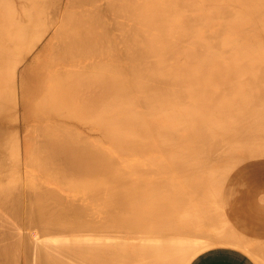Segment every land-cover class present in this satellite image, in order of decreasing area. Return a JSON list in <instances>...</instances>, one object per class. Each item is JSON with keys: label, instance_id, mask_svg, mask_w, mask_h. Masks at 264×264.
Wrapping results in <instances>:
<instances>
[{"label": "bare ground", "instance_id": "6f19581e", "mask_svg": "<svg viewBox=\"0 0 264 264\" xmlns=\"http://www.w3.org/2000/svg\"><path fill=\"white\" fill-rule=\"evenodd\" d=\"M97 1L0 0V264H264V0Z\"/></svg>", "mask_w": 264, "mask_h": 264}, {"label": "crops", "instance_id": "0c3cea01", "mask_svg": "<svg viewBox=\"0 0 264 264\" xmlns=\"http://www.w3.org/2000/svg\"><path fill=\"white\" fill-rule=\"evenodd\" d=\"M188 264H259L246 250L236 246H218L196 254Z\"/></svg>", "mask_w": 264, "mask_h": 264}, {"label": "rangeland", "instance_id": "374dc122", "mask_svg": "<svg viewBox=\"0 0 264 264\" xmlns=\"http://www.w3.org/2000/svg\"><path fill=\"white\" fill-rule=\"evenodd\" d=\"M100 1L102 2V1H104V0H100ZM100 1H99V0L97 1V3H98L99 6L103 3V2L101 3ZM97 3H96V4H97ZM103 4H104V3H103ZM103 4H102V5H103ZM102 5H101V7H103ZM27 66H28V65H27ZM29 69H30V71H32V68H31V67H30ZM31 73H32V72H31ZM84 95H85V97H87L88 94L86 93V94H84ZM77 192H78V191H77ZM218 224H219V223H218ZM218 246H226V245H220V244H215L214 246H213V245H210V246H208L207 248H205V250L210 249V248H213V247H218ZM203 250H204V249H203ZM201 251H202V250H201ZM201 251H199V252H201ZM248 252H249V251H248ZM249 253L253 256V258H254L259 264H263V261H262V260H261V261H262V262H261V261H260L257 257H255L251 252H249ZM197 254H199V253L197 252ZM195 256H196V254H195ZM195 256H193V257H195ZM192 259H193V258H192ZM192 259H191V260H192ZM258 260H259V261H258Z\"/></svg>", "mask_w": 264, "mask_h": 264}]
</instances>
